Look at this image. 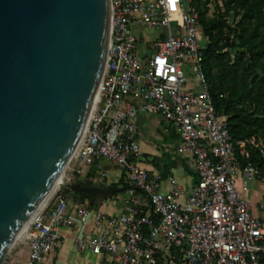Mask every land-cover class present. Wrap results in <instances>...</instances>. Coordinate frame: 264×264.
Instances as JSON below:
<instances>
[{
	"label": "built area",
	"instance_id": "2783aa9c",
	"mask_svg": "<svg viewBox=\"0 0 264 264\" xmlns=\"http://www.w3.org/2000/svg\"><path fill=\"white\" fill-rule=\"evenodd\" d=\"M110 4L106 69L69 170L81 179L104 160L122 167L124 211L109 214L87 203L69 208L62 191L57 193L55 203L30 225V263L52 255L63 243L62 229L70 228L75 250L104 257L100 264H261L264 200L258 215L238 180L244 187L264 183V141L254 135L236 142L227 117L217 112L204 70L198 12L186 0ZM138 27L168 32L146 60L138 53ZM191 77L198 88L186 87ZM139 112L165 117L182 138L177 152L194 156L198 182L188 195L173 176L163 190L161 177L139 164Z\"/></svg>",
	"mask_w": 264,
	"mask_h": 264
},
{
	"label": "water",
	"instance_id": "95a60500",
	"mask_svg": "<svg viewBox=\"0 0 264 264\" xmlns=\"http://www.w3.org/2000/svg\"><path fill=\"white\" fill-rule=\"evenodd\" d=\"M110 20V0H0V264L61 190L96 104ZM69 188L91 204L122 190Z\"/></svg>",
	"mask_w": 264,
	"mask_h": 264
},
{
	"label": "trees",
	"instance_id": "16d2710c",
	"mask_svg": "<svg viewBox=\"0 0 264 264\" xmlns=\"http://www.w3.org/2000/svg\"><path fill=\"white\" fill-rule=\"evenodd\" d=\"M188 3L199 15L204 70L217 112L227 117L236 142L254 135L264 141V0H223L213 16L208 0ZM230 17L239 18L234 26ZM257 157L254 151L251 161Z\"/></svg>",
	"mask_w": 264,
	"mask_h": 264
},
{
	"label": "crops",
	"instance_id": "0c3cea01",
	"mask_svg": "<svg viewBox=\"0 0 264 264\" xmlns=\"http://www.w3.org/2000/svg\"><path fill=\"white\" fill-rule=\"evenodd\" d=\"M149 46L153 48V44ZM149 55L150 53L144 52L142 58L146 60ZM195 85L193 81L189 80L186 87L193 88ZM136 122V140L142 153L139 164L151 173L158 174L161 177L163 190L169 189L168 179L173 176L184 185L186 195H188L196 186L198 175L194 156L189 152L179 153L176 150L177 145L182 141L180 134L165 117L158 114L141 112V116L137 118ZM104 173L107 174L106 178H102ZM81 180L96 186L122 190L109 195L107 198L98 197L92 204L90 199L83 202L78 193L72 194L71 199L68 200L69 208L87 203L95 205L94 208L101 209L109 214H121L124 211L127 199V176L122 167L104 160L100 169H88ZM238 185L244 197L254 203L256 214L261 215L259 206L264 200V183L252 181L248 187H244L240 178ZM142 202L145 204V201ZM62 235L63 243L61 247L37 264H100L104 261V257L91 252L78 253L73 244L74 232L72 229L63 228Z\"/></svg>",
	"mask_w": 264,
	"mask_h": 264
},
{
	"label": "rangeland",
	"instance_id": "374dc122",
	"mask_svg": "<svg viewBox=\"0 0 264 264\" xmlns=\"http://www.w3.org/2000/svg\"><path fill=\"white\" fill-rule=\"evenodd\" d=\"M222 1L223 0H208V8H209L210 16L216 15L217 5L220 8L223 7ZM186 2H188V0H186ZM222 12H224V10H222ZM238 19L239 18L230 17L229 23L232 26H234L236 22L238 21ZM134 32L138 36V39H139L138 53L141 59H143L142 55L144 54V52H147V54L148 53L151 54L154 52V49L150 48L149 45L165 40L168 35V32L165 28L155 29V28L138 27L134 29ZM189 80L193 81V83L196 84L195 87L198 88L196 79L191 77ZM77 179H78L77 175L72 174L71 170H69L65 178V183L62 185L61 190L59 191V192L62 191V193L64 194V199H66L67 201L71 199L72 193L74 192L69 188V185L76 183ZM66 190H69L72 193L71 192L67 193L65 192ZM55 199H56V196L51 200V202L48 205H52L53 203H55ZM28 250H29V247H28L27 240H19V239L16 240L14 244L10 247L8 252L6 253V256L4 257L1 264H30L28 260L29 258Z\"/></svg>",
	"mask_w": 264,
	"mask_h": 264
},
{
	"label": "bare ground",
	"instance_id": "6f19581e",
	"mask_svg": "<svg viewBox=\"0 0 264 264\" xmlns=\"http://www.w3.org/2000/svg\"><path fill=\"white\" fill-rule=\"evenodd\" d=\"M84 137H85V133H84V136H83V138H82V141H81L80 145L82 144V142H83V140H84ZM80 145H79V146H80ZM64 183H65V180H64ZM64 183H63V184H64ZM47 206H48V205H47ZM47 206H46V207H47ZM32 222H33V221H32ZM32 222H31V223H32ZM30 225H31V224H30ZM29 229H30V226H28V227H27V228H26V229H25V230H24V231H23V232H22V233L16 238V240H18V239H19V240H27V238L29 237ZM16 240H15V241H16ZM15 241H14V242H15ZM13 244H14V243H13ZM5 256H6V255H5ZM5 256H4V257H5ZM4 257H3V259H4ZM3 259H2V260H3Z\"/></svg>",
	"mask_w": 264,
	"mask_h": 264
}]
</instances>
